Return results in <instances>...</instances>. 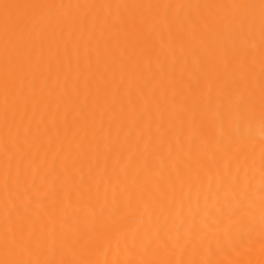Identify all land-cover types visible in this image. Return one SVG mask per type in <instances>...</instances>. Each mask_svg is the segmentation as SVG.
<instances>
[{"label": "bare ground", "instance_id": "bare-ground-1", "mask_svg": "<svg viewBox=\"0 0 264 264\" xmlns=\"http://www.w3.org/2000/svg\"><path fill=\"white\" fill-rule=\"evenodd\" d=\"M0 264H264V0H0Z\"/></svg>", "mask_w": 264, "mask_h": 264}]
</instances>
